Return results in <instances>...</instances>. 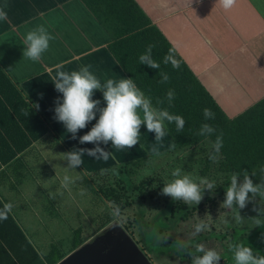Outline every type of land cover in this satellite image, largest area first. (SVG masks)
Segmentation results:
<instances>
[{
    "label": "crops",
    "instance_id": "1",
    "mask_svg": "<svg viewBox=\"0 0 264 264\" xmlns=\"http://www.w3.org/2000/svg\"><path fill=\"white\" fill-rule=\"evenodd\" d=\"M134 2L229 119L264 98V0ZM110 41L81 0H0V65L45 121L44 137L52 135L67 153L66 166L91 174L157 156L187 157L207 142L175 148L109 52ZM36 142L0 169V201L29 244L17 237L14 245V233L10 250L0 239V264H47L52 245L70 251L58 238L70 241L75 228L63 231L67 210L49 200L55 185L23 166ZM210 172L226 179L215 164Z\"/></svg>",
    "mask_w": 264,
    "mask_h": 264
},
{
    "label": "rangeland",
    "instance_id": "2",
    "mask_svg": "<svg viewBox=\"0 0 264 264\" xmlns=\"http://www.w3.org/2000/svg\"><path fill=\"white\" fill-rule=\"evenodd\" d=\"M211 148L207 141L187 157L157 156L84 174L66 166L67 153L49 134L26 152L23 166L38 181L55 185V190H49L53 195L49 200L56 209L67 210L62 216L63 231L69 226L71 230L81 227L84 243L109 230L117 241L132 240L151 264H264V216H258L257 200L246 184H232V179L226 184L221 174L210 172L219 164L218 158L210 159ZM204 187L225 191L213 204L206 203L163 229L154 245L146 247L144 231L160 215L178 217L181 205L193 204ZM58 239L64 251L71 249L72 237L70 241ZM176 243L192 246L183 247L180 254L160 253L156 247ZM114 246L108 240L100 242L103 253ZM194 248L207 255H196ZM221 256L224 262L218 258Z\"/></svg>",
    "mask_w": 264,
    "mask_h": 264
},
{
    "label": "trees",
    "instance_id": "3",
    "mask_svg": "<svg viewBox=\"0 0 264 264\" xmlns=\"http://www.w3.org/2000/svg\"><path fill=\"white\" fill-rule=\"evenodd\" d=\"M81 1L110 35L109 52L155 111L175 148L187 150L209 141L212 144L210 159H219L218 169L226 175L225 183L236 177L246 184L259 204L258 216L263 217L264 98L229 119L134 0ZM46 134L45 121L0 65V169ZM224 191V188H201L193 204L181 205L178 217L166 219L165 215H160L152 227L144 231L145 246L154 245L157 235L171 228L179 218L199 210L206 203L213 204ZM14 233V245L20 237L29 246L0 201V239L10 250L13 243L9 238ZM72 234L69 253L85 242L81 227L74 229ZM191 244L156 247L160 253L180 254L183 247L186 250ZM231 245L232 248L237 246ZM237 249L241 250L238 246ZM193 250L198 256L207 255L202 251L197 253L196 248ZM67 254L60 253L58 247L52 245L44 261L57 264ZM218 258L223 260L224 257Z\"/></svg>",
    "mask_w": 264,
    "mask_h": 264
},
{
    "label": "water",
    "instance_id": "4",
    "mask_svg": "<svg viewBox=\"0 0 264 264\" xmlns=\"http://www.w3.org/2000/svg\"><path fill=\"white\" fill-rule=\"evenodd\" d=\"M115 244L112 251L103 253L100 242ZM58 264H151L147 257L130 239L117 241L109 230L82 244L64 257Z\"/></svg>",
    "mask_w": 264,
    "mask_h": 264
}]
</instances>
